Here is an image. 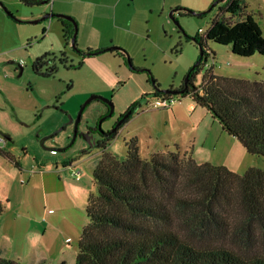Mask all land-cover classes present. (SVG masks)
Instances as JSON below:
<instances>
[{
	"label": "rangeland",
	"instance_id": "374dc122",
	"mask_svg": "<svg viewBox=\"0 0 264 264\" xmlns=\"http://www.w3.org/2000/svg\"><path fill=\"white\" fill-rule=\"evenodd\" d=\"M132 1L134 3L128 0L131 6L127 9V16L135 19V22L129 26L133 31L134 28L139 31L141 39L135 40L132 55L128 56L137 73L130 76L132 69L126 62L121 63L119 68L114 67L120 78L115 73H107L105 79L112 83V87L97 96L113 105L112 115L106 117L109 112L108 104L99 100L92 101L84 109L74 136L80 108L90 96H94L91 91L100 84L88 68L103 70L105 76L103 65H107L104 61L108 57L103 56H109V53L85 59V67L81 69L69 67L84 60L78 53L77 26V51L67 47L69 55L66 56V64L60 65L57 57L61 53L50 48L52 39L45 42L42 40V27L47 28L48 22L57 21L45 20L34 25L27 23L34 20L31 17L42 15L43 9L50 6L53 0L36 6H25L18 0H0V138L5 141V144L0 142V202L4 207L0 237L4 235L14 241L16 246L23 244L27 250L31 240L25 238L24 233L29 222L30 226H34V218L38 217L47 226V238H51L55 251L61 250L68 242L70 246L78 247L82 229L87 223L86 199L94 194L92 169L102 152L94 144L99 137L95 134L85 137V129L95 128L101 122L100 130L110 131L133 102L140 101L145 108L147 99L151 98L156 86L161 90H177L199 58L198 45L192 39L202 37L200 31H206L218 13L216 7L201 18L187 14L188 11H207L215 0ZM243 1L246 6L244 15L253 17L264 37V0ZM175 9L177 11L173 16L178 25L169 17L170 12ZM151 10L154 12L150 17ZM39 18L41 16L36 19ZM237 19L240 18L233 21ZM186 37L190 40L187 41ZM206 47L210 56L200 65V71L193 81L196 87L203 86V76L210 68L217 76L264 82L262 56L256 54L252 57H239L232 54L228 47L213 42H207ZM44 53H53L57 58L54 63L42 68L45 71L55 64L56 71L49 77L41 76L33 70L35 60L46 55ZM137 83H141L142 88ZM187 98L190 97H181L179 103ZM137 112L140 113L134 112L120 125L115 138L106 146L105 152L115 155L119 160L125 157L129 138L135 137L140 130L144 134L147 132V128L144 129L147 115H137ZM182 128L187 129L183 139L188 142L192 131L187 125ZM215 132H211L208 140L200 135L201 140L194 144L195 147L211 149L213 141L218 142L214 153L206 155L199 150L201 156L197 154L198 156L210 157V161L214 163L212 165H226L239 175L250 168L264 172V158L249 154L236 138L227 137L228 134L224 135L227 139H218ZM144 134H141L140 156L149 159ZM160 141L157 152H173L175 147L165 149L162 140ZM183 149L179 151L183 152ZM69 164L82 178L77 182L81 189L76 198L79 208L68 206L54 197V192L58 189L50 190L48 185L43 186L40 178V173H50L48 175L57 183L61 170ZM64 176L69 181L75 179L70 176V172ZM74 191L77 193L75 189ZM233 215L231 220L239 218V215ZM66 238L70 240L66 241ZM259 248L261 252L264 251V243Z\"/></svg>",
	"mask_w": 264,
	"mask_h": 264
},
{
	"label": "trees",
	"instance_id": "16d2710c",
	"mask_svg": "<svg viewBox=\"0 0 264 264\" xmlns=\"http://www.w3.org/2000/svg\"><path fill=\"white\" fill-rule=\"evenodd\" d=\"M18 1L25 6L47 3ZM216 7L218 13L202 37L193 38L203 55L200 64L189 70L188 87L180 96L205 108L249 154L264 158V82L217 76L210 68L202 87L193 84L201 63L210 56L207 42L226 46L239 57L264 58L262 30L251 15H244V1L219 0ZM58 21L68 46L74 25ZM102 51L78 53L85 58ZM57 58L65 66L64 54ZM57 58L46 54L36 59L34 72L52 76L55 64L42 68ZM82 65L80 61L69 67ZM152 95L167 96L156 90ZM140 108L141 102L135 101L127 112L131 116ZM121 126L95 144L102 152L92 169L94 194L85 207L87 223L75 264H264L259 248L264 243V172L250 168L239 175L224 166L199 164L178 150L143 159L136 137L126 142L125 157L119 160L105 149ZM3 212L0 202V216ZM233 213L239 215L234 221ZM0 264L20 263L0 256Z\"/></svg>",
	"mask_w": 264,
	"mask_h": 264
},
{
	"label": "crops",
	"instance_id": "0c3cea01",
	"mask_svg": "<svg viewBox=\"0 0 264 264\" xmlns=\"http://www.w3.org/2000/svg\"><path fill=\"white\" fill-rule=\"evenodd\" d=\"M46 2L48 3L49 0H46ZM131 2L134 3L132 0ZM130 6L131 5L128 4V0H53L51 5L46 6L41 13L43 15L50 12L56 15L71 17L78 26L79 40L77 39V47L80 48L79 50L81 53H85L88 50L92 52L105 50L98 55L91 56V58H83L84 60H81L83 65H85V59H93L92 57L97 58L103 53H109L107 54L109 56H103L105 58L108 57V60H103L107 64L106 66L103 65L105 67L104 70L106 71L104 72V74H106L105 76H103V70L94 69L93 67L92 69L88 68L90 74L100 83L94 91H91L94 96L102 95L111 89L112 83L106 81L105 79L107 77V73H115V75L120 78L118 73L114 71V67L119 68L121 63L125 62L124 58H126V54L132 55L131 50L133 49L135 40L141 39L139 31L135 28V31H133L131 26H129L135 22V19L133 20L132 17L127 16V9ZM153 12L154 11L151 10L149 14L150 17ZM42 15L33 16L31 18L35 20L37 17ZM51 19H55L57 21L55 23L57 24L48 22L47 28L44 26L42 27V40L45 42L52 39L50 48H54L52 50H56L58 53H63L66 58V56L69 55L67 47L70 46V42L68 46L64 44L63 25L57 18ZM111 47H116L121 50H118V53L106 51V49ZM83 65L80 69L85 67ZM131 71L132 73L129 74L130 76L137 73L133 70ZM137 85L139 88H142L141 83H137ZM151 97H153V95ZM140 109L142 110H138L140 113L137 112V115H147L146 125H144V129L147 128L146 134H144V131L141 132L140 130L139 133L135 135L139 142L140 153V144L142 143L141 134H144V140L148 143L146 149L147 152H149L150 157L151 155L158 153L156 151L157 144L158 142H161L160 140H162V144L165 149H169L170 146H173L175 147L173 152H175L176 150L179 151L184 148L183 152H179L190 154L197 163L202 164L208 162L210 164H214L210 161V157H200L201 155L199 150H202V152L206 155H209V153L213 154L217 148L218 142L213 141L211 149L206 147H195L194 144L198 142V140H201L202 137L200 135L203 136L204 140L210 139L212 135L211 132L214 130L216 131L215 134L218 139L224 138V135L227 134L222 130L218 121L214 119L205 108L198 106L191 98H187L182 103H178L169 109L144 108L142 104ZM185 125L189 127L188 129H190V131H192V136L188 142L183 139V136H185V130L187 129H183L182 126L185 127ZM227 137L232 136L227 135ZM225 139L227 138H224V140ZM223 166L228 168L226 165ZM72 168L73 167L70 164L63 167L58 176L57 183L52 180L50 175H48L50 173H40V178L43 180V186L46 187L48 185L50 190L51 188L53 190L58 189V191L54 192V197H58L61 202L67 203L68 206H78L79 208L76 198L79 197L78 191L81 189L79 188L77 182H79L82 178L80 177L79 180L74 179L69 181L67 180V176H64L70 172V176L72 177V173L74 172ZM231 170L234 171L232 168ZM74 193H76V195H74ZM87 200L88 198L86 199V204ZM3 217L4 212L0 216V221H2ZM34 219V226L32 223V226H30L29 222L27 227L30 228H27L24 233L25 238L31 240L27 250L23 244L16 246L14 241L12 242L9 238L2 235L0 237V256L5 259L17 261L20 264H75L78 247H72L68 244V242L66 245L62 246L61 250L55 251L53 249L51 238H47V226H44L38 217H35ZM65 240L69 241L70 239L66 238Z\"/></svg>",
	"mask_w": 264,
	"mask_h": 264
},
{
	"label": "water",
	"instance_id": "95a60500",
	"mask_svg": "<svg viewBox=\"0 0 264 264\" xmlns=\"http://www.w3.org/2000/svg\"><path fill=\"white\" fill-rule=\"evenodd\" d=\"M218 2H219V0H215L211 5H210V7L208 8V10L207 11H204V12H199V13H196V12H191V11H188V13L190 14V15H194V16H201V15H204V14H207V13H209V12H211L214 8H215V6L218 4ZM2 3L0 2V5H1ZM44 3H42V5H43ZM175 11H177L176 9L175 10H172L171 12H170V14H169V17H170V19L171 20H173L174 21V23L176 24V25H178V23L176 22V20H175V18H174V16H173V13L175 12ZM51 18H59V19H63V20H67V21H70V22H72L73 23V25H74V33H73V36H72V38H71V40H70V46L73 48V49H75L76 48V46H75V43H76V35H77V25H76V23L74 22V20L71 18V17H69V16H64V15H56V14H53V13H45V14H43L42 16H41V18H39V19H35V20H31V21H27V23H29V24H38V23H40L41 21H45V20H48V19H51ZM194 43L196 42L195 41V39H193L192 40ZM198 48H199V59L196 61V63L191 67V69H190V71H192L195 67H197L199 64H200V62H201V58H202V55H203V48L202 47H200L199 45H198ZM112 50H116V51H118V50H121V49H119V48H116V47H111V48H108V49H106V51H112ZM126 59H127V61H128V64H129V66H131L132 67V65H131V63L129 62V56H128V54H126ZM130 67V68H131ZM189 72L187 73V75H186V77H185V79H184V81H183V83H182V88H179V89H177V90H173V89H164V90H161L159 87H155V90L156 91H159V92H161V93H163V94H167V95H181V94H183L185 91H186V89H187V87H188V81H189ZM95 100H99V101H102V102H104V103H106V104H108V107H109V112H108V114H107V118L108 117H110L111 115H112V112H113V105L108 101V100H106V99H104V98H102V97H100V96H90L86 101H85V103L81 106V108H80V111H79V114H78V117H77V120H76V127H75V135L74 136H76V134H77V126H78V123H79V121H80V118H81V115H82V113H83V111H84V109L86 108V106L87 105H89L92 101H95ZM129 116H130V112H127L123 117H121V119L115 124V126L107 133V135H109L110 133H112V132H114V131H116V129L121 125V124H123V122L126 120V119H128L129 118ZM100 124H101V122H99L98 123V128H99V130H100Z\"/></svg>",
	"mask_w": 264,
	"mask_h": 264
},
{
	"label": "built area",
	"instance_id": "2783aa9c",
	"mask_svg": "<svg viewBox=\"0 0 264 264\" xmlns=\"http://www.w3.org/2000/svg\"><path fill=\"white\" fill-rule=\"evenodd\" d=\"M200 33L203 34L204 31H200ZM180 99H181L180 95H167V96H159V97L153 96L147 99L145 107L152 108V109H169L173 107L174 105L178 104ZM0 142H3L5 144V141L3 138H0ZM73 176L76 180H79L81 177V174L77 171H74Z\"/></svg>",
	"mask_w": 264,
	"mask_h": 264
},
{
	"label": "flooded vegetation",
	"instance_id": "af4514ba",
	"mask_svg": "<svg viewBox=\"0 0 264 264\" xmlns=\"http://www.w3.org/2000/svg\"><path fill=\"white\" fill-rule=\"evenodd\" d=\"M109 111V110H108ZM84 135L85 137H88V136H91L92 134H95L99 137V139L94 143L96 144L98 141L102 140L103 138L107 137V133L108 132H102L101 130H99L98 126L95 127V128H86L85 131H84ZM78 135H80V133H78ZM83 135V136H84Z\"/></svg>",
	"mask_w": 264,
	"mask_h": 264
}]
</instances>
